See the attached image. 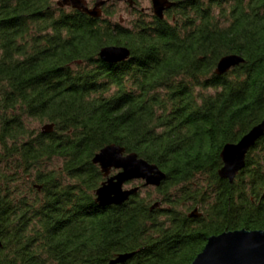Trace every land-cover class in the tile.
Instances as JSON below:
<instances>
[{"label":"trees","instance_id":"trees-1","mask_svg":"<svg viewBox=\"0 0 264 264\" xmlns=\"http://www.w3.org/2000/svg\"><path fill=\"white\" fill-rule=\"evenodd\" d=\"M173 1L127 26L110 5L0 0V264H190L211 235L264 229V134L233 182L219 175L264 118V0ZM107 45L130 57L101 59ZM232 53L245 61L218 75ZM109 144L167 178L100 206Z\"/></svg>","mask_w":264,"mask_h":264},{"label":"water","instance_id":"water-1","mask_svg":"<svg viewBox=\"0 0 264 264\" xmlns=\"http://www.w3.org/2000/svg\"><path fill=\"white\" fill-rule=\"evenodd\" d=\"M106 2V0H96L94 6L90 7L88 0H58V5L100 17ZM175 4L173 0H152L153 14L163 19L165 11ZM130 54L131 50L124 45H107L99 52L101 59L112 63L124 61L130 57ZM244 61V57L240 54H226L218 61L215 71L218 75H222ZM50 129L49 125L44 127V130ZM263 134L264 118L239 141L225 144L221 152L223 160V166L219 170L221 178L234 181L239 171L245 167L247 153ZM93 162L101 167L106 178L95 191L96 201L102 207L121 205L136 194L140 186L124 187L130 181L143 180L144 186L158 187L167 178V173L159 165L147 161L135 152L126 153L125 148L117 144L103 147L96 153ZM112 170L117 171L112 174ZM190 216L199 217L198 208H195ZM2 246L0 231V249ZM133 255L132 252L121 253L110 263H123ZM190 264H264V229L242 228L211 235L204 248Z\"/></svg>","mask_w":264,"mask_h":264},{"label":"rangeland","instance_id":"rangeland-1","mask_svg":"<svg viewBox=\"0 0 264 264\" xmlns=\"http://www.w3.org/2000/svg\"><path fill=\"white\" fill-rule=\"evenodd\" d=\"M96 0H88L90 7L94 6ZM107 2L103 5L104 7L107 5L115 9L116 12L112 16L113 20H120L122 24H125L127 26H131L133 20L137 16L136 12L137 10H144L148 13L153 12L152 11V0H106ZM132 1V2H130ZM143 183V180H136L127 183L124 187L125 188H131L134 186L141 185ZM143 188V187H142ZM144 190H153L152 186H147L143 188Z\"/></svg>","mask_w":264,"mask_h":264},{"label":"flooded vegetation","instance_id":"flooded-vegetation-1","mask_svg":"<svg viewBox=\"0 0 264 264\" xmlns=\"http://www.w3.org/2000/svg\"><path fill=\"white\" fill-rule=\"evenodd\" d=\"M129 183V182H128ZM127 184V183H126Z\"/></svg>","mask_w":264,"mask_h":264}]
</instances>
